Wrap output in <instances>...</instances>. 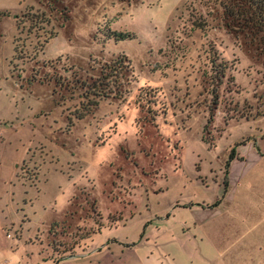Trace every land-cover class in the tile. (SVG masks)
<instances>
[{"label": "rangeland", "instance_id": "rangeland-1", "mask_svg": "<svg viewBox=\"0 0 264 264\" xmlns=\"http://www.w3.org/2000/svg\"><path fill=\"white\" fill-rule=\"evenodd\" d=\"M221 11L0 0V171L27 188L0 263L264 264V44Z\"/></svg>", "mask_w": 264, "mask_h": 264}, {"label": "crops", "instance_id": "crops-1", "mask_svg": "<svg viewBox=\"0 0 264 264\" xmlns=\"http://www.w3.org/2000/svg\"><path fill=\"white\" fill-rule=\"evenodd\" d=\"M236 156V153L234 154L233 158ZM230 158V157H229ZM16 172L13 169H10L7 173H3L0 171V235L4 234L6 237L5 240V247H3V250L10 251V253L14 254L19 248L21 241V238L19 235H13L7 236L6 230H13L12 225H18L19 222L22 220L23 211L26 208L25 205V199L27 198L26 192V184H24L22 181L17 179ZM23 186L24 193H22L19 190V186ZM22 190V189H20ZM233 193V192H232ZM220 205L216 206L215 208L219 207ZM192 207V206H191ZM193 209V207H192ZM210 216V213L205 211L204 208L196 209L195 210V217L197 221H195V225L202 226L206 220H208ZM4 239V238H3ZM132 244V243H131ZM133 245V244H132ZM1 249V248H0ZM92 249L88 252L82 253V256H92L95 255V253L100 251V249L97 248ZM94 251V252H93ZM72 257V255H63L64 260ZM5 263L9 264L8 261L4 260ZM87 264V263H86Z\"/></svg>", "mask_w": 264, "mask_h": 264}, {"label": "trees", "instance_id": "trees-1", "mask_svg": "<svg viewBox=\"0 0 264 264\" xmlns=\"http://www.w3.org/2000/svg\"><path fill=\"white\" fill-rule=\"evenodd\" d=\"M216 1L222 8L221 13L222 17H224L223 19L228 18L230 20L227 22L224 21L225 25L230 26L231 30L237 35L242 34L243 36H249L253 43L260 42L264 44V0ZM112 35H114L117 40L123 38L131 39L132 37V34L128 32H112ZM123 61L124 60L121 57H118L114 64L106 65V67L104 66L105 70L108 71L105 73V71L102 70V72L105 73L104 77L108 79L112 75L115 76V79L111 80L112 82L119 79L118 76L121 77V75H119L120 70H118V67H120V69L122 68L121 65ZM99 84L101 83H98L97 85ZM97 85L95 84V86ZM79 115L82 116L83 114Z\"/></svg>", "mask_w": 264, "mask_h": 264}, {"label": "built area", "instance_id": "built-area-1", "mask_svg": "<svg viewBox=\"0 0 264 264\" xmlns=\"http://www.w3.org/2000/svg\"><path fill=\"white\" fill-rule=\"evenodd\" d=\"M0 264H5V263H0Z\"/></svg>", "mask_w": 264, "mask_h": 264}]
</instances>
